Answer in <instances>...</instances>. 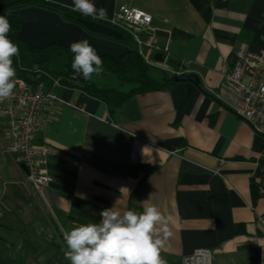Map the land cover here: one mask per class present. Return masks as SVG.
<instances>
[{"label": "crops", "instance_id": "obj_1", "mask_svg": "<svg viewBox=\"0 0 264 264\" xmlns=\"http://www.w3.org/2000/svg\"><path fill=\"white\" fill-rule=\"evenodd\" d=\"M51 1L67 8L73 3ZM93 3L107 10L106 20L24 6L17 34L31 48L87 39L98 54L118 60L128 45L113 19L120 5L135 7L150 14L157 28L161 49L154 57L194 80L133 94L114 109L81 88L56 86L61 104L34 140L65 156L48 158L51 180L41 194L32 193L7 151L0 118V231H21L0 234V257L11 263L17 245L40 246L52 235L64 241L65 230L99 223L104 209L142 211L149 199L173 217L161 250L167 264H181L199 247L212 250V264H264V136L223 100L224 72L238 49H264V0ZM103 85L96 86L116 87ZM132 164L152 169L130 175ZM34 260L33 254L27 259ZM58 262L70 264L65 258Z\"/></svg>", "mask_w": 264, "mask_h": 264}, {"label": "built area", "instance_id": "obj_2", "mask_svg": "<svg viewBox=\"0 0 264 264\" xmlns=\"http://www.w3.org/2000/svg\"><path fill=\"white\" fill-rule=\"evenodd\" d=\"M151 19V15L141 9L120 5L113 24L130 37L145 63L163 67L164 64L154 57L161 47L156 41L157 28L151 24ZM14 68L17 73L14 96L0 103L3 133L9 141L7 151L20 167L21 164L25 166L22 172L26 184L33 194H41L51 180L46 168L48 158L65 155L52 146L36 143L34 135L61 104L54 88L63 83L60 76L44 70L37 69L28 78ZM224 82L227 90L224 103L257 134L264 136V49L251 51L245 46L240 47L232 66L224 72ZM211 260L212 250L199 247L184 255L181 264H212Z\"/></svg>", "mask_w": 264, "mask_h": 264}, {"label": "clouds", "instance_id": "obj_3", "mask_svg": "<svg viewBox=\"0 0 264 264\" xmlns=\"http://www.w3.org/2000/svg\"><path fill=\"white\" fill-rule=\"evenodd\" d=\"M68 7L93 20L107 19V10L97 8L93 0H73ZM10 31L9 20L0 16V103L13 98L17 83L13 57L20 49L10 39ZM69 50L73 53L72 70L85 80L102 72L103 59L87 39L71 43ZM143 204L142 211L121 212L113 206L101 211L99 223L73 225L65 230V259L70 264H167L161 250L171 235L173 217L162 213L149 199Z\"/></svg>", "mask_w": 264, "mask_h": 264}, {"label": "trees", "instance_id": "obj_4", "mask_svg": "<svg viewBox=\"0 0 264 264\" xmlns=\"http://www.w3.org/2000/svg\"><path fill=\"white\" fill-rule=\"evenodd\" d=\"M31 4L58 12L64 11L74 17L78 15L71 8L64 7L51 0H19L8 4H0V16L6 17L11 24V31L8 35L13 42L18 44L20 49L19 55L13 57V65L18 68L20 74L24 77L29 78L30 74L34 75L37 69L56 74L60 76L63 84L85 90L89 94L105 101L111 109L120 107L133 94L167 88L182 79L194 80L192 74H180L172 77L169 73L160 71L159 76L154 75L152 73L153 67L145 63L137 53L130 37L124 32L122 33H124V41L128 45V50L118 60L106 54H99L103 59V70L100 74L106 72L114 73L119 82L132 84L128 90L122 91L110 87H98L90 79L85 80L80 74L73 76V73H75L71 68L73 53L69 50V46L60 43H50L31 48L18 36L20 9ZM55 56H63L65 59L64 68L59 72H52L48 68L50 60ZM140 169L148 173L152 166L132 164L128 168V173L137 176Z\"/></svg>", "mask_w": 264, "mask_h": 264}, {"label": "rangeland", "instance_id": "obj_5", "mask_svg": "<svg viewBox=\"0 0 264 264\" xmlns=\"http://www.w3.org/2000/svg\"><path fill=\"white\" fill-rule=\"evenodd\" d=\"M64 63H65V59L63 56H55L50 60V62L48 64V68L51 69V71L58 72V71L63 69ZM152 67H153L152 73L156 76L160 75V71H164L166 73H169L171 76L174 75V77L177 76V74L174 70L172 71L170 68H167L165 66H163V67L152 66ZM178 75H180V74H178ZM90 79L93 80L94 82H96V85H98V86H101L103 84H105L103 86H111L110 84H112V82H115L116 87H113V88H116V89L122 90V91H126L132 86L131 83L119 82L118 79L116 78L115 74L112 72H106L104 74H100V73L99 74H93ZM46 214H47V212H46ZM19 232H21V231L4 230V231H0V234L5 235V236L7 235L8 237H13L12 234H18ZM8 242L13 243V240H8ZM39 244H40V246L35 245L32 247L21 246V245L18 246L17 245V248L19 247L18 248L19 255H18V251H17L16 253L18 256L17 255L15 256V260L11 263H6L5 259L0 257V264H60L58 262L59 259L64 260V258H65L64 252L66 250V244H65V241H62V239L60 240L57 236L52 235V236H49V239H47V242H45V240H41ZM14 250H16V248H14ZM32 254L35 256V260L28 262L27 259H28V257H32ZM51 255H53V256H51ZM56 256H58L59 259L58 258L55 259ZM38 257H39V259H37ZM51 259L53 261H51ZM2 260H4V261H2Z\"/></svg>", "mask_w": 264, "mask_h": 264}, {"label": "water", "instance_id": "obj_6", "mask_svg": "<svg viewBox=\"0 0 264 264\" xmlns=\"http://www.w3.org/2000/svg\"><path fill=\"white\" fill-rule=\"evenodd\" d=\"M21 168H22L23 170H25V166H24L23 164H21Z\"/></svg>", "mask_w": 264, "mask_h": 264}]
</instances>
